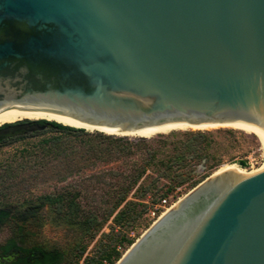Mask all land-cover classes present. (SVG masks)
Masks as SVG:
<instances>
[{
    "label": "water",
    "instance_id": "1",
    "mask_svg": "<svg viewBox=\"0 0 264 264\" xmlns=\"http://www.w3.org/2000/svg\"><path fill=\"white\" fill-rule=\"evenodd\" d=\"M22 114L264 139V0H0V120ZM115 264H264V163L204 178Z\"/></svg>",
    "mask_w": 264,
    "mask_h": 264
},
{
    "label": "rangeland",
    "instance_id": "2",
    "mask_svg": "<svg viewBox=\"0 0 264 264\" xmlns=\"http://www.w3.org/2000/svg\"><path fill=\"white\" fill-rule=\"evenodd\" d=\"M32 127L35 128L12 138L5 137L0 142V206H10L9 216L0 224V246L15 238L23 246L57 250L63 254L61 264H81L86 255H97L108 243L116 245L122 256L130 245L119 242L120 235L135 241L195 183L226 166L252 170L264 163L261 139L251 131L231 126L176 129L143 140L131 135L106 134L122 139L119 142L97 135L102 133L100 131L84 129L83 133L74 134L49 124ZM197 133L206 135L201 140L202 145L209 144L200 152V158L187 151L189 142L200 140L195 137ZM51 137H60L65 155L54 158L43 154L41 143ZM153 152L155 155L147 163L145 175L127 196L128 200L137 202L135 210L146 205L142 214L131 224L119 226H114L112 215L93 240L84 239L87 248L76 262L74 247L81 230L64 222L51 206L40 203L37 198L76 187L82 190V203L98 205L101 218L107 207L102 201L111 199L109 193L124 185L128 179L126 175L133 173ZM238 161H245L246 165L242 167ZM181 179L182 183L176 185ZM145 187L148 189L143 193L141 188ZM163 198L167 199L166 205H161ZM101 233L107 235L101 236ZM14 256H0V264H8Z\"/></svg>",
    "mask_w": 264,
    "mask_h": 264
},
{
    "label": "trees",
    "instance_id": "3",
    "mask_svg": "<svg viewBox=\"0 0 264 264\" xmlns=\"http://www.w3.org/2000/svg\"><path fill=\"white\" fill-rule=\"evenodd\" d=\"M44 124H49L57 128L58 130L72 132L74 134L84 132L83 128L62 125L53 121L48 123L44 120ZM97 135L104 138H110L111 140L117 142L122 140L120 138L110 136L116 134L106 135V133L103 134L102 132L97 133ZM205 136L206 135L203 133L195 134V137L199 138L200 140L189 142L187 151H192L194 154L193 156L200 158V152L209 145L208 142L204 143V145L201 144V142L205 139ZM141 138L142 139L140 140H143V138L147 137ZM41 149L43 150L44 155H51L54 158L66 154L65 146H63L60 137L43 139L41 143ZM154 155L155 152L151 153L148 156V159H145L141 164L137 165L133 173H128L126 175L128 178L126 183L124 185H121L115 191H111L109 193L111 199H106V201L104 202L102 201V203L107 204V207H105L104 211H102L101 218L98 217V205L91 206L87 205V202L82 203V190L79 188L77 189L76 187L68 186L69 188H64L59 192L46 193L40 195L37 198L40 203L51 206L56 215H58V217L61 218L64 222L75 225L81 230L79 241L74 247V256L76 258V262H78L82 258L87 248L88 243L84 242V239H87L89 241L93 240L100 232L102 226L112 215V222L114 226H119L123 225L124 223L127 225L131 224L140 214H142L146 205H143V209L135 210L134 206L137 204V202L128 200L127 196L130 193L131 189L136 185V183L145 175L147 170V163L150 162L149 160H152ZM238 163L242 167L246 165L245 161H238ZM169 166L171 165H168V167ZM182 181L183 179L178 180L176 182V185L181 184ZM176 185H174V187ZM147 189L148 187H145L144 189L141 188L143 193L146 192ZM166 192H168V189L166 190ZM9 209V205L0 206V224L3 223L9 216ZM102 235L106 236L107 233H101V236ZM121 241L126 242L128 245H131L134 240L126 237L124 234H121L119 242ZM11 254H15V256L11 261H9L8 264H61L63 262V254L60 251L45 250L43 247L39 246H23L19 244V241L15 238L9 239L5 244L0 246V256H8ZM120 257L121 254L117 250L116 245L108 243L99 249V253L97 255H86L83 258L81 264H115Z\"/></svg>",
    "mask_w": 264,
    "mask_h": 264
},
{
    "label": "bare ground",
    "instance_id": "4",
    "mask_svg": "<svg viewBox=\"0 0 264 264\" xmlns=\"http://www.w3.org/2000/svg\"><path fill=\"white\" fill-rule=\"evenodd\" d=\"M20 119H30V120L31 119L32 120L43 119V120H48V121H55L57 123H60V124H63V125H67V126H71V127L83 128V129L90 130V131H101V132L106 133V134L132 135V136H140V137H147V138L152 137V136H154L156 134H159V133H167L169 131L176 130V129L191 128V129H200V130H202V129H210V128H214V127H218V126H227V127L231 126V127L241 128V129H245V130L253 132L254 134H256L261 139V141L263 142V145H264L263 136H262V134L259 131L255 130V129H252V128H248V127L236 126V125H224V124H215V125H208V126H172V127H168V128H163V129H159V130L150 131V132L129 133V132H119V131L104 130V129H100V128L90 127V126H87V125H83V124H80V123H77V122H74V121H71V120H67V119H64V118H61V117L53 116V115L22 114V115L7 117V118H4V119L0 120V126L2 124H4V123L14 122V121H17V120H20ZM261 166H259V167H261ZM231 167L232 168H236V169H240L243 172L254 171V170L259 168L258 167V168L252 169V170H246V169H241V168L234 167L232 165L231 166H226V168H231ZM216 172H218V171H216ZM216 172H214V173H216ZM174 205H172L171 207H173ZM170 208H168V209H170ZM165 212H163L161 215H163Z\"/></svg>",
    "mask_w": 264,
    "mask_h": 264
},
{
    "label": "flooded vegetation",
    "instance_id": "5",
    "mask_svg": "<svg viewBox=\"0 0 264 264\" xmlns=\"http://www.w3.org/2000/svg\"><path fill=\"white\" fill-rule=\"evenodd\" d=\"M10 124L15 125V126H21V127L30 128L34 124H36L38 126L44 125V120L43 119H38V120L20 119V120H17V121H14V122H10V123H7V124L4 123V125L2 124L0 128H5V127L9 126ZM9 137L12 138V136H9ZM4 139H5V137L0 138V142L2 140H4Z\"/></svg>",
    "mask_w": 264,
    "mask_h": 264
},
{
    "label": "built area",
    "instance_id": "6",
    "mask_svg": "<svg viewBox=\"0 0 264 264\" xmlns=\"http://www.w3.org/2000/svg\"><path fill=\"white\" fill-rule=\"evenodd\" d=\"M166 203H167V199L166 198L161 199V205H166ZM154 213L155 212L153 211V214Z\"/></svg>",
    "mask_w": 264,
    "mask_h": 264
}]
</instances>
